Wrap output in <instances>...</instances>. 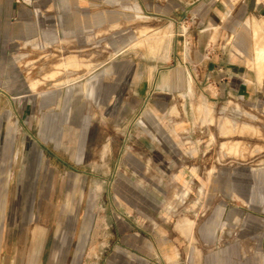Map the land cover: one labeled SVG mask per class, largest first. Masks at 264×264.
Listing matches in <instances>:
<instances>
[{
  "label": "rangeland",
  "instance_id": "rangeland-1",
  "mask_svg": "<svg viewBox=\"0 0 264 264\" xmlns=\"http://www.w3.org/2000/svg\"><path fill=\"white\" fill-rule=\"evenodd\" d=\"M255 19L254 42L264 46V15ZM235 28L231 45L248 31L241 26L233 39ZM170 40L156 22L143 19L90 31L75 49L43 48L47 68L34 73L57 93L44 96L49 102L44 108L37 106L41 94L32 95V109H23L22 96L0 94V166L19 162L7 157L8 151L45 150L46 172L50 166L57 169L63 198H71L63 209L79 214L83 229L95 215L107 231L113 221L127 219L143 229L159 224L193 231L200 208L216 194V181L224 197L254 200L255 213L263 214L264 60L258 61L254 49L252 91L209 97L203 83L186 77L185 91L166 94L168 107L152 111L134 91L166 43L171 49ZM232 53L224 57L228 66ZM70 57L78 61L74 75L66 71L70 65H63ZM54 135L57 140L50 139Z\"/></svg>",
  "mask_w": 264,
  "mask_h": 264
},
{
  "label": "crops",
  "instance_id": "crops-1",
  "mask_svg": "<svg viewBox=\"0 0 264 264\" xmlns=\"http://www.w3.org/2000/svg\"><path fill=\"white\" fill-rule=\"evenodd\" d=\"M259 15H264V0H0V94L22 96L23 109H32V95L39 93L37 106H48L45 95L57 91L46 89L44 76L34 73L47 68L43 48L75 49L90 31L147 19L171 35V49L166 43L156 64L141 73L144 81L134 91L141 104L152 111L166 109L165 95L184 92L186 77L203 83L209 97L241 95L244 88L254 89L249 60L255 49L252 21ZM234 25L233 39L241 26L248 31L231 45ZM230 49L228 66L224 57ZM214 57L216 63L206 61ZM63 65H70L71 75L78 73L74 57ZM46 154L43 149L8 151L6 156L19 162L0 166L5 174L0 179V264H264V206L259 215L254 200L224 197L220 181L209 205L200 208L193 231L159 224L143 229L129 219L113 221L107 231L95 215L83 229L81 216L63 209L71 198H63L57 169L50 166L46 172ZM111 242L116 244L109 252Z\"/></svg>",
  "mask_w": 264,
  "mask_h": 264
},
{
  "label": "bare ground",
  "instance_id": "bare-ground-1",
  "mask_svg": "<svg viewBox=\"0 0 264 264\" xmlns=\"http://www.w3.org/2000/svg\"><path fill=\"white\" fill-rule=\"evenodd\" d=\"M256 47L255 50L257 51V59L258 61L264 60V46L260 44V41L258 39L255 40Z\"/></svg>",
  "mask_w": 264,
  "mask_h": 264
}]
</instances>
